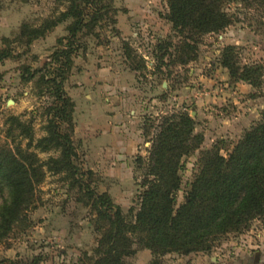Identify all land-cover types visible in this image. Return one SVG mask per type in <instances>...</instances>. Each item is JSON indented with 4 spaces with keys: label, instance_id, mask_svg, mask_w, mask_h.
Instances as JSON below:
<instances>
[{
    "label": "rangeland",
    "instance_id": "374dc122",
    "mask_svg": "<svg viewBox=\"0 0 264 264\" xmlns=\"http://www.w3.org/2000/svg\"><path fill=\"white\" fill-rule=\"evenodd\" d=\"M106 2L111 7L107 17L82 28L75 37L67 31L73 21L69 17L26 44L25 38L17 40L21 25L38 27L57 17L65 4L0 0V49L11 52L0 60V143L10 115L30 123L34 139L45 134L49 108L61 103L51 84L55 75L62 96L71 102L69 120L59 124L71 136L75 164L94 190L106 193L133 221L143 190V169L137 168L136 157L148 155L156 133L150 127L144 135L147 118L155 126L165 115L184 112L202 135L199 148L182 158L177 204L196 172L200 152L217 148L226 156L244 131L260 121L264 114V6L253 0L228 2L226 10L237 21L219 33L200 37L194 59L182 63L175 50L179 38L166 19V0ZM166 40L173 46L162 62L156 45ZM68 41L74 46L68 60L55 61V53ZM226 45L236 46L240 65L259 68L256 85L230 79L219 62ZM138 60L144 66L134 70ZM49 155L55 154L39 153L42 159ZM36 195L29 226L13 231L0 244V264H91L101 232L94 227L93 211L78 200L77 189L69 188L63 174L47 172ZM131 248L126 262L149 264L153 259L140 240L134 238ZM159 259L161 264H264V216L240 233L220 237L208 251L172 252Z\"/></svg>",
    "mask_w": 264,
    "mask_h": 264
},
{
    "label": "trees",
    "instance_id": "16d2710c",
    "mask_svg": "<svg viewBox=\"0 0 264 264\" xmlns=\"http://www.w3.org/2000/svg\"><path fill=\"white\" fill-rule=\"evenodd\" d=\"M57 1L65 4L57 17L46 19L38 27L22 24L17 40L25 38L28 44L69 17L73 21L67 31L69 37H75L82 28L93 26L111 11L106 0ZM230 1L166 0V19L179 38L175 50L182 63L194 59L200 37L219 33L237 21L226 10ZM253 2L264 6V0ZM66 44L55 53V61L68 60L74 46L72 41ZM171 46L170 40L157 43L162 62ZM125 49L131 57L130 48ZM9 56V50L0 49V60ZM219 62L228 70L231 80L257 84L259 68L240 65L235 45L222 48ZM137 64L134 70L144 66L142 60ZM51 84L61 103L49 108L51 115L46 119L43 136L34 139L31 124L19 116L10 115L5 122L9 125L0 143V244L13 231L29 226V212L35 207L37 189L47 172L63 174L69 188L79 192L78 200L94 213V227L101 234L91 264H131L124 257L133 252L134 238L153 254L149 264H161L159 257L167 253L208 251L220 237L240 233L252 220L264 216V114L257 124L244 131L226 156L217 148L200 152L196 172L179 204L182 158L199 148L202 135L195 132L194 120L184 112L165 115L155 126L147 118L149 125L143 127L144 135H148L150 127H155L156 133L148 155L136 157L137 168L143 169V190L134 220L129 221L106 193L91 187L85 173L75 164L71 136L62 132L59 124L69 120L71 102L62 96L61 82L55 75ZM48 152L55 155L46 159L39 156Z\"/></svg>",
    "mask_w": 264,
    "mask_h": 264
}]
</instances>
